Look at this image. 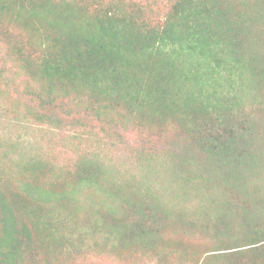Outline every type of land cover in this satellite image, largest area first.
Returning <instances> with one entry per match:
<instances>
[{"label":"trees","instance_id":"16d2710c","mask_svg":"<svg viewBox=\"0 0 264 264\" xmlns=\"http://www.w3.org/2000/svg\"><path fill=\"white\" fill-rule=\"evenodd\" d=\"M139 14L125 0H0V39L42 104H51L57 90L86 92L99 120L113 107L157 126L177 120L195 147L187 157L173 153L183 174L175 178L183 190L211 196L209 207L186 213L108 189L94 163L77 165L69 178L37 159L12 161L0 171V264H67L88 229H101L113 251L138 245L156 264H264L260 155L245 129L229 126L223 89L245 74L264 82V0H174L155 27ZM12 26L33 40L31 51ZM84 187L104 196L80 214L75 204L74 223L62 233V215L72 213L60 202L76 203Z\"/></svg>","mask_w":264,"mask_h":264},{"label":"rangeland","instance_id":"374dc122","mask_svg":"<svg viewBox=\"0 0 264 264\" xmlns=\"http://www.w3.org/2000/svg\"><path fill=\"white\" fill-rule=\"evenodd\" d=\"M108 1L112 2L104 0L105 3ZM125 1L137 5L141 19L155 27L163 22L170 2L174 0ZM12 27L15 29L10 28V31L18 40L24 44L30 41L26 51H31L33 40L27 39L25 32ZM223 89L229 93L226 102L232 108L229 126L240 131L245 129V133L251 135V146L260 155L255 162L261 163L264 175V82L254 83L251 75L245 74L231 88L225 86ZM36 93H39L37 85L19 63L7 55L6 46L0 39V156L7 153L5 160H0V171L7 173L11 167L8 163L12 161L16 165L17 162L37 159L57 172V176L60 171L66 173L65 176L69 174L70 178L77 165L94 163L109 178L108 189L120 187L124 192L137 195L135 197L157 198L168 207L186 213H201L209 207L211 196L183 190L175 178L182 174V170L172 161L173 153L182 154V157L186 153L187 157L195 147L177 120H166L157 126L147 120L138 122L132 118L140 117L136 113L133 115L115 107L104 111L99 120L86 92L66 96L57 90V98L49 105L42 104L35 97ZM36 117L51 119L41 121ZM102 196L103 193L84 187L77 192L76 203L67 205L68 202L62 200L59 208L66 206L68 213L72 214L62 215L60 231L66 232L64 228L72 226L76 213L88 211L90 204L99 202ZM75 204L79 208L76 213ZM83 215L77 218L80 222L85 220ZM84 229L78 227L80 231ZM78 230L74 228L76 234ZM88 231L79 252L71 253L73 256L69 260L66 253L61 255L62 260H68L67 264L157 263L138 245L113 251L109 247L112 241L105 242L101 229ZM168 261L169 264H186L178 263L174 258Z\"/></svg>","mask_w":264,"mask_h":264}]
</instances>
